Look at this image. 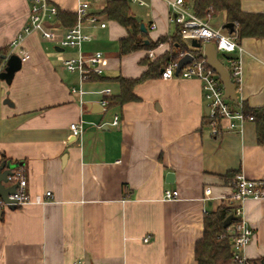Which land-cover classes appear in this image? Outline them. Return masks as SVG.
Instances as JSON below:
<instances>
[{"label":"crops","instance_id":"obj_1","mask_svg":"<svg viewBox=\"0 0 264 264\" xmlns=\"http://www.w3.org/2000/svg\"><path fill=\"white\" fill-rule=\"evenodd\" d=\"M48 1L59 13H75L82 0ZM88 1L97 21H83L89 39L81 51H101L104 66L101 75L81 79L61 62L78 52L61 43L68 25L55 15L45 23L56 32L54 40L27 34L22 48L29 56L22 61L10 44L28 24L32 1L0 0V171L7 163L20 164L27 192L44 198L0 205V264H197L195 242L205 213L231 208L228 172L264 179V142L254 121H245L241 132L210 134L195 77L165 79L155 72L133 85V100L107 102L121 93L117 77L137 78L147 69L145 57L154 60L171 50L176 28L166 0H127L147 29V42L167 39L119 55L127 29L101 13L105 0ZM240 8L262 12L264 0H241ZM209 22L227 33L223 14ZM182 41L195 54L191 41ZM238 44L239 53H223L239 59L236 98L264 106V38L243 37ZM79 120L83 131L74 136L69 126ZM166 189L176 190L177 198L163 199ZM242 211L254 231L244 255L259 263L264 199H245Z\"/></svg>","mask_w":264,"mask_h":264},{"label":"built area","instance_id":"obj_2","mask_svg":"<svg viewBox=\"0 0 264 264\" xmlns=\"http://www.w3.org/2000/svg\"><path fill=\"white\" fill-rule=\"evenodd\" d=\"M31 6L28 13L29 21L19 32L16 38L11 42L10 47L17 49L22 61L29 56V53L22 48L24 37L31 32H40L41 35L48 39L54 40L55 31L46 28L45 23L52 19L57 13V7L51 4L48 0H31ZM168 8L171 12L170 19L174 24H178L180 28V36L183 40H197L202 46L209 42L214 43L217 53L236 51L239 53L241 46L235 41L234 37L221 29L212 26L209 20H205L190 10L189 5L185 0H166ZM89 1L82 0L75 9L77 20L75 24L69 26L65 30L61 43L64 46L77 48L76 55L70 57H62L61 62L68 72L78 73L81 79H86L90 74L101 75L103 72V53L95 51L90 54H83L81 44L89 39V35L82 31L83 21L86 19L91 24H95L97 18L95 15L88 13ZM104 26V22H99V26ZM183 52H179L178 58H170L169 61L162 67L160 74L162 78L169 79L175 77L197 78L201 82L203 88V100L207 113L205 116L209 119L210 134L220 135L223 131L230 130L241 132L245 121H254L251 115L245 114L242 110L240 102L224 98V88L217 73L208 66L206 58L202 54L200 48V57L192 54V61L178 68V61ZM151 56L152 52L149 51ZM229 65H226L230 73L234 87L239 89L241 82V72L239 67V59L228 57ZM178 68V70H177ZM106 100H102V104ZM112 124H118L116 116L112 119ZM101 125H99L100 127ZM71 134L79 136L83 131L81 120L72 122L69 126ZM12 174L8 176L10 182H16V190L8 196L9 201L4 202L0 199V205H23L28 202H43L44 198L40 195L31 196L27 192V180L23 167L15 163L11 167ZM44 195L49 197L51 192L47 190ZM163 199L177 198V191L166 189L163 191ZM264 199V179H249L244 174L237 172L233 177V190L230 193L227 203L231 205L233 215L237 220L229 224L228 231L230 233L231 252L230 264H253L245 255L244 249L251 242L253 229L249 226L244 218L242 211V203L245 199ZM145 240L148 237L144 238Z\"/></svg>","mask_w":264,"mask_h":264},{"label":"trees","instance_id":"obj_3","mask_svg":"<svg viewBox=\"0 0 264 264\" xmlns=\"http://www.w3.org/2000/svg\"><path fill=\"white\" fill-rule=\"evenodd\" d=\"M241 0H191L189 3L190 10L199 17L210 20L223 14V23H233L234 30L229 33L239 43L243 37L264 38V11L262 12H247L240 8ZM101 13L107 19L117 21L125 29L128 34L118 41L119 55L126 54L136 49L154 48L162 41L167 39V36L162 35L156 40H150L145 44L148 37L147 31L142 32L140 21L131 13L127 0H105V4L101 9ZM56 16L65 25L71 26L75 24L77 15L71 12L57 11ZM176 30L171 35L172 48L170 51L163 53L161 56L150 60L145 57L143 62L147 64V69L137 78L117 77L120 82L121 93L117 97H107L109 103H123L136 98L131 91L134 84L141 82L151 77L155 72H160L162 67L169 61L170 58H178L179 52H188L187 45L183 43L180 36V28L178 24H174ZM177 43V44H175ZM195 56L200 57V49L193 48ZM2 51H0L1 53ZM190 52V51H189ZM93 76V75H92ZM242 110L245 114L251 115L255 122V132L257 139L264 142V106L249 107L243 101L240 102ZM204 123L209 124V119L204 116ZM4 161V160H3ZM6 163V161H4ZM12 163V162H11ZM229 178H233L235 173L228 172ZM233 214L230 206L220 205L215 210L205 213L203 217V234L195 243L194 257L197 264H230L231 242L228 227L223 226L224 219ZM237 217L231 219L230 224L235 222ZM256 264L257 261H251Z\"/></svg>","mask_w":264,"mask_h":264},{"label":"water","instance_id":"obj_4","mask_svg":"<svg viewBox=\"0 0 264 264\" xmlns=\"http://www.w3.org/2000/svg\"><path fill=\"white\" fill-rule=\"evenodd\" d=\"M224 28L228 29L229 33H231L234 30V26L233 23L231 22H225L222 25ZM142 32H146L147 29H145L143 23H140V27ZM147 42V40L145 41V43ZM191 47L194 48H198L200 49L202 47V54L204 56V58H206L207 64L208 66H210L215 73L218 74L222 86L224 88V98H230L233 101H237L236 98V88L234 87V84L231 80L230 77V73L228 72V69L226 67L225 64L222 63V61L220 60V58L217 56V49L214 45V43L212 42H207L205 43L203 46L200 42H198L195 39L191 40ZM4 56H0V58H3ZM192 61V54L191 52H185L183 54V56L180 57L179 61H178V68L191 62ZM177 68V70H178ZM205 112L207 113V108L205 109ZM15 165L14 163H7V168L0 171V199L4 202H8V196L10 194H12L13 192H15L16 190V186L17 183L14 182L12 183V185L6 187L4 186V182L9 181L8 180V176H10L12 174L11 172V167H13ZM234 218L233 214H229V216H227L224 221H223V226L224 227H229L230 221L231 219ZM257 264H264V260H261V262L257 263Z\"/></svg>","mask_w":264,"mask_h":264},{"label":"rangeland","instance_id":"obj_5","mask_svg":"<svg viewBox=\"0 0 264 264\" xmlns=\"http://www.w3.org/2000/svg\"><path fill=\"white\" fill-rule=\"evenodd\" d=\"M211 20H213V19H210V21ZM188 43L190 42V41H187ZM217 56L220 58V60L225 64V65H229V63H228V59H227V57H225L224 55H223V53H221V52H218L217 53Z\"/></svg>","mask_w":264,"mask_h":264}]
</instances>
